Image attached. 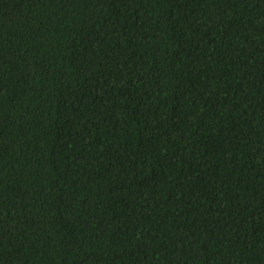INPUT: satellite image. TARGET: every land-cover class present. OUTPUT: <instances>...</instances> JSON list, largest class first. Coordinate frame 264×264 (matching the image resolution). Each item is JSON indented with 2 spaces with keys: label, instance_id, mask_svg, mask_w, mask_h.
<instances>
[{
  "label": "trees",
  "instance_id": "obj_1",
  "mask_svg": "<svg viewBox=\"0 0 264 264\" xmlns=\"http://www.w3.org/2000/svg\"><path fill=\"white\" fill-rule=\"evenodd\" d=\"M0 264H264V0H0Z\"/></svg>",
  "mask_w": 264,
  "mask_h": 264
}]
</instances>
